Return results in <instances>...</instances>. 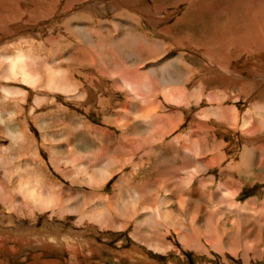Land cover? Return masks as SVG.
Returning <instances> with one entry per match:
<instances>
[{
    "label": "bare ground",
    "instance_id": "obj_1",
    "mask_svg": "<svg viewBox=\"0 0 264 264\" xmlns=\"http://www.w3.org/2000/svg\"><path fill=\"white\" fill-rule=\"evenodd\" d=\"M51 1L54 2L55 0ZM58 1L54 2L56 3L54 5H51L52 3H50L51 6L48 8L45 4H42L39 8H31L30 10L26 7L25 10H20L19 13H29V19H32V21L37 19L41 20L47 16V14H50L48 12L55 9L53 6H57ZM92 1L65 0L63 8L70 10L72 9L71 7H81L86 2V6L82 7V10L90 15L91 11L88 12V10L91 7L89 5ZM100 3L106 5H100ZM136 3L137 0H95L93 10L96 14L100 15L99 19L101 21L108 12L112 13L114 10H118L120 6H125V4L130 7L134 6ZM97 4L99 5L97 6ZM8 6H10L8 5V2H0V22H2L0 26H3L2 31H0V141H2L3 138H6L9 142L8 146H2L0 144V149H4L3 151L6 152V154L0 153V208L1 211H3L2 213L0 212V218L1 220L3 219L1 225L3 224L5 226L9 221L11 222L16 219L28 220L30 224L25 228L27 232L19 235L10 232H8L9 235H3V229L0 228V250L3 249L2 243H4L6 239H13L19 246L18 250L12 248L13 251H19L22 249V246L31 242L35 244L38 241L48 244H53L54 242L61 243L68 248L77 247L74 245L75 239L73 238V234H70L69 236H61L59 239V236H57L59 235L58 231L50 232V230L44 228L33 230L38 216L43 214H47V219L50 221L54 218L65 220L72 216L73 226H80L86 224V221L91 220L101 226L104 224V226H107L108 228L122 230L121 225L118 226V224L112 219L105 216L106 212H102L101 208L98 207L97 203L101 200L99 199V195L97 196L90 191H93L94 189L100 190L105 183L107 184L111 175L117 171L118 168L125 167L127 163H130L131 170L128 173L123 174L122 177H126L128 180H133V175L138 173L142 174L139 176L140 179L145 181L146 179H142L145 176L140 171L144 170V173L147 174L150 172L152 166H154L150 174L152 178L155 177L156 180L153 179L154 182L151 183H156L159 185L158 188H160L164 194H168V196L170 195L169 197L165 196L160 198L161 196L159 194L158 201H154V213L159 216L164 223H171L172 225L177 226L178 229H181L180 231L188 232L183 235L181 234L182 238L190 237L192 234L191 236H194V239L200 240L197 235H199L198 232L201 230L202 234L204 232L205 238L209 241L221 238L224 246L232 252L236 250L237 245H233L231 238H234L235 242H238V244L246 245L248 242L253 243V241H251L252 238L249 236L257 234L264 236V219L261 214L258 215V210L256 211L254 208H251L250 205L248 206V203L241 206L242 204L239 205L237 202L234 204L231 201L229 202L228 200L234 196V192H230L226 184H218L215 191L212 192L214 197H211V194L209 197L207 195V198H211V200L215 199L214 201L218 200V197L220 196L222 199L227 198V201L224 200V202L217 203L219 211L214 208L212 210L204 209L203 206L194 202L193 199L196 195L200 193L201 196L205 195V193H203V183H199L200 185L195 189L188 188L186 184V180H194L200 177L199 175L209 171V163H212L215 168L220 167L221 170H230V168L232 169L236 167L235 171L237 170L238 173L249 176L255 175L256 170L264 168V102L260 101L264 100V85L263 88H261L262 90L257 94L255 93L256 95L250 99L247 109L239 115L240 117L238 116L237 111H235L228 102V100L232 101L239 99L238 95L240 96L243 94L246 96L244 94V91L246 90L245 88H256L258 82H253V80L250 79L251 76H262V74H264V41L260 40V37L264 38V17L258 22L259 25L257 26L258 29H256V33H254L256 27L252 28L253 30L249 28L253 31V37L250 38L249 41H247L248 38L245 34L244 36H240L238 33L236 39L231 43H229L228 40L225 41L224 38H221L219 42L224 40L229 44H221L219 47L223 49H219L217 52L208 49L207 45L204 46V43H196L197 45H192V36L190 35V32L189 35H186L188 37H185L188 38V40H183L181 37L177 41L178 45L177 43L175 45V41H169V48L170 46H175V48L177 46L178 49H181L182 46H184L188 50V47L193 46L192 49L194 50L191 51V53L195 55V57L199 54L209 59L211 64L215 66V69H210L200 60V69L197 68L200 72H196L194 76H197L196 79L189 78V81H192V86L197 88L198 92H195L197 93L195 94L194 91H187L186 83L183 84L182 87H177V84L180 82L179 77L177 76L178 73L176 74V72L171 71V63H173V61L170 60L169 56H162V61L157 63L158 67L156 68L151 67L153 64L148 65V75L150 74L152 77H156L155 79L159 82V99L157 103L155 102L154 108L159 111L168 106L171 111H167V115L164 116L162 129L155 131V127L149 125L151 118L149 115L143 113V111L140 112L138 107L130 106V103L120 105V110L125 113V117L121 118L119 123L122 133L137 137L140 140V143L142 142L144 146L139 150L141 151V158L134 160L133 162L131 159L132 156L128 153L129 155H126L127 158L122 159V163L118 166L114 165V167L111 160L107 157V151H109L107 150L109 149L107 145L105 151H103L104 148L101 145L95 150L90 147L82 149L83 146L81 141L84 135V124L79 125V122L74 121L73 115L69 113L70 111L67 106L73 105L72 108H79V110H83L82 112L85 113L88 112L90 107L93 109L95 108V111L97 112L99 111V106L101 104L97 106L90 104V101H95L90 89L92 87L97 88L99 85L102 87V85H104L103 80L98 77L102 76L106 69H109L110 71V69L113 70L112 67L116 68V66L124 68L127 63L126 58L128 60V57L131 56L124 50V42H127V39L130 43L134 42L135 37L132 35L127 37L122 32V18L120 19L118 15L120 17L124 16V12H122V10L120 11V9L116 12L117 20L114 22V26L119 31L118 36L115 38H108L107 44H104V33L107 30L104 26L97 29L92 28V23L94 22L92 14L91 17L87 16L89 18L87 19L88 23H90L87 29L84 28L85 23L83 25L82 22L79 23V20H77L78 22L74 20L68 22L66 27L69 32V38L64 39L61 33L56 32V28L52 26V30L49 31L46 37L33 33V29L32 31L27 30L30 26L25 30L19 25L14 24V27L9 26V24L13 23V19L15 22V19L18 20L19 16H15V14H13L14 16H11L8 13ZM159 6H161V4ZM44 7H46L47 10ZM210 8H212V6H210ZM156 9L159 14V10L161 9L159 7ZM38 10L42 11L38 13ZM99 10H101V12ZM103 11L106 12L103 13ZM157 12L155 13V16L157 15ZM169 13L170 12L166 14L169 15ZM186 13L189 12L187 11ZM96 14L94 16H96ZM31 15H34L37 18H33ZM258 16L260 17V15ZM184 17L177 19L178 22L176 20L173 25H181V23L184 22ZM156 19H162V17L160 18L156 16ZM164 27L169 31L167 29L164 31L163 29V32H167L165 35L169 36L170 31H172L170 30L172 29L170 28L171 26ZM261 27L263 32L260 31ZM91 29L95 32L91 31ZM234 31L237 32L239 30L235 29ZM226 32H228V30ZM92 35H95L96 37L94 42ZM209 38L210 37H208L207 40H209ZM217 40L218 39H216V42ZM107 45L108 47L111 45L117 50L115 55L119 58L118 62L116 60L111 61V51L108 50V48L107 50L105 49ZM164 45L166 46V44ZM242 45L245 46L244 50L239 49ZM157 47L156 49L159 51ZM189 50L191 49L189 48ZM153 52L154 51H152V53ZM158 54L155 57H150L156 58L160 55ZM182 55L184 56V54H177V58L174 61L177 63L183 62V65L186 66L187 62L185 59L181 58ZM243 56L248 57V59H244ZM151 58L147 57L148 60ZM217 58L223 59L225 63L224 61L222 63L218 62ZM252 66L254 67L252 68ZM157 70L159 71V74L157 73ZM241 71L246 72L247 78L244 77L246 80H239L233 76L231 77L232 73L236 75ZM192 72L193 71L191 70L189 73L191 74ZM87 80L90 81L88 86L84 85V81L87 82ZM146 81L147 80L140 81V84L143 88V92L145 91L149 93V91L152 90L150 89V83ZM114 84H117V79L114 80ZM262 84H264V81ZM120 85L127 91L132 88L136 89L137 86L134 83L132 84L124 80L120 82ZM214 89L218 90L219 93L213 91ZM226 89H229L230 93L227 92ZM153 94L155 95L154 92ZM250 95L253 96L252 94ZM213 102H216L215 107H212L211 105ZM100 110L102 109L100 108ZM66 117H68L67 121L70 123H66V127H63L60 124L66 122ZM186 118H189V121L186 122V126H188L186 127V131L188 130L187 132H191L190 130L195 128L199 131L206 130V132L204 131L206 134H208V132L212 134L211 138L207 140L205 134L203 135L202 133L199 135L197 134L198 132H194L197 137L196 141L198 142V140H200L203 146L201 145V147L198 146L197 148L195 147L196 145L193 146L194 149L196 148L195 152H193L197 157L194 159L196 162L191 165L192 167H187L185 160L182 164H177L179 158L174 155V151L178 144L175 143V140L169 139L167 143H165L167 145L164 153L158 154L155 151L156 149L150 145L154 140H162L167 134L175 131V129L179 128V125H181L179 123H182ZM210 119H212V121H209ZM104 122L109 124L105 119ZM29 125H32V127ZM140 126L143 128H139ZM33 127H36V130H39L40 141L36 138L37 132L31 129ZM223 127L226 128L222 130L224 132L229 131L232 133V131L238 130L239 134H241L240 142H242V151L238 154V157H236L237 160L232 158L233 160L228 161L226 164L224 163L225 158L228 156V153L225 151V147H227L226 142H224L220 136L217 137L215 134L217 130L221 131V128ZM87 128H90L91 131L92 127L88 126ZM125 135L122 137L124 138ZM180 135L181 134L177 137ZM146 136H148V138H146V140L145 138L143 139V137ZM122 137L118 140V145L116 144V141L113 144V152L124 151V153H126L124 150L126 148H123L122 145ZM256 142L259 143L254 146ZM180 148V160L183 161L184 156L189 157V155H191L192 152L190 149L193 150V148L187 147L189 150L185 146H181ZM42 150L46 151V154H48L49 163H51L56 170L61 171L63 177L69 180L70 184H73V182L77 180L78 183L76 185L84 186L85 188L87 186L89 188L88 193H86L85 196H80L78 189L72 188L71 185L68 189H64L56 181L53 182L50 181V179L46 180V177L44 178L42 175V167L40 168V165L45 164L43 158H41ZM58 153H63L65 155L62 154V156L57 157L56 155ZM202 154L208 157L207 161L202 158L200 159ZM31 160L32 162H30ZM241 160L248 163L240 162ZM35 164H39V168L32 169L31 167H34ZM62 164L64 165L63 169L61 168ZM243 164L250 167L254 165L253 170L250 171L248 167L240 170L239 168ZM147 167L148 169L145 170ZM176 172H180L181 175L179 180L176 179L173 181V179L176 178L174 177ZM255 178L261 181L263 177L261 178L257 174L254 179ZM263 180L261 182H264ZM145 183H148V181ZM136 184L138 185L139 183ZM120 186L121 185L118 187ZM138 186L140 187V184ZM146 188L145 193L151 189L150 183L146 184ZM200 189H202V191H198ZM122 190L123 189H120L117 196L111 200V209L108 208L109 212L111 211L117 215L120 213L121 217H123L122 209H119L118 203L122 198L129 197L133 199L135 197L132 189L126 188L125 190ZM85 197H87V201ZM82 198H84L85 201L82 200ZM139 204L140 209L146 211L143 212V215L146 216V219H150L149 211H147L148 207L146 206L148 205V202H146L145 198H142ZM167 205H172V209L168 210L169 208H167ZM150 211L153 212L151 209ZM230 213H234V217L230 216ZM201 214H203V216ZM177 215H180V219L182 217L187 218L190 224L186 226H178L181 222L180 219L177 220ZM214 217H217V219L215 220ZM144 219L143 216L140 222L144 223ZM226 223H229V226H231L230 230L225 228L224 225ZM58 227L60 231H64V224L59 225ZM154 227L156 228V225H154ZM137 229L135 232L136 234L133 233L132 235L135 239L138 237L137 234H139V232L137 233ZM73 230L76 231V229ZM79 231L83 232L84 230ZM142 233L143 232L140 234L142 235ZM156 235L158 236V234ZM138 238H140V236ZM159 239L160 238L157 240ZM139 240L143 242V239ZM164 241L166 242L165 239ZM147 243L150 242L147 240L146 244ZM203 243H205V240ZM151 244L154 245V242ZM157 247H160L159 243H155L154 248ZM161 247L164 249L163 245ZM200 249L203 250L202 248ZM206 250L207 249H205V251Z\"/></svg>",
    "mask_w": 264,
    "mask_h": 264
},
{
    "label": "rangeland",
    "instance_id": "obj_2",
    "mask_svg": "<svg viewBox=\"0 0 264 264\" xmlns=\"http://www.w3.org/2000/svg\"><path fill=\"white\" fill-rule=\"evenodd\" d=\"M3 1L8 2V5H10L8 6L9 8L8 13L11 16H14L13 14H15V16H19L18 20L15 19V22H14V19H13V23L9 24V26L14 27V24L19 25L20 27L22 26L24 30L30 26L27 30L32 31L33 29L32 31L33 33L38 34L39 36H45V37L48 35L49 31L52 30L51 28L55 27L56 32H60L64 39H68L69 32L66 27L67 23L72 20L76 22H78L77 20H79V23L82 22L83 25L85 23L84 28L87 29L89 27L88 25H90V23H88L87 19L89 18L87 16L91 17V14H92L93 15L92 19L94 20V22L92 23L93 24L92 28L97 29L99 27L104 26V28L107 30L105 31L106 34L103 32L104 37H105L104 44H107L108 38H115L118 36L119 31L114 26V22L117 20L116 12L119 9L120 11L122 10V12H124L125 14L124 16L120 17L118 15L120 19L122 18L121 19L122 20V26H121L122 32L127 37L131 35L135 37L134 42L130 43L128 39H127V42H124L125 45L127 44L126 46L124 45V50L125 52H128L131 56L128 57V60L126 58L127 63L125 64L126 66H124V68H119L118 66H116V68L112 67L113 70L110 69V71L109 69L108 70L106 69L107 72L104 71L105 73L103 72V75L98 77L101 80H103L104 85H102V87L99 85V87L97 88L92 87L90 89L92 92L91 94H93V97L95 98V101L93 102L90 101V104H92L93 106H97L101 104L99 106V111L97 112L95 111V108L93 109L92 107H90L88 112L85 113V112H82L83 110L82 111L79 110V108L77 109L72 108L73 105L67 106L70 111L69 113L73 115L74 121L79 122V125L84 124L83 125L84 135L81 141L82 146H83L82 149H85L86 147H90L95 150L99 148L101 145L104 148V149L102 148L103 151H105L107 149L106 148V145H107V147L109 148L107 149L109 150L107 151V157L109 158V160H111L113 166L120 165L122 163L121 160L124 158L126 159L127 158L126 155H129V154L132 156L131 159L133 162L134 160H138L139 158L142 157L140 154L141 151L139 150H141L142 146H144L142 142L140 143V140L137 137L129 136L127 134L125 135L122 133V130L119 127V123H120V119L125 117V113L120 110L121 109L120 105L125 104V103L126 104L130 103V106L138 107V110L140 112L143 111V113L149 115V117H151L149 121V125L152 127H155L154 129L155 131L157 130L159 131V129H162L164 116L167 115L168 113L167 111H171L168 106H166L163 110H159V111L154 108L155 102L157 103L159 99V94H158L159 82L158 80L155 79L156 77H152L150 74L148 75L147 73L148 65L153 64L151 67L156 68L158 67L157 63L162 61L161 60V58H163L162 56H165V55L169 56L170 60L173 61V63H171V67H172L171 71L176 72V74L178 73L177 76L179 77L180 82L179 84H177V87L178 86L182 87V85L186 83L187 91L191 90L192 92L194 91V93L198 91H197V88L192 86V83H191L192 81H189V78H192L194 80L196 79L197 76L196 77L194 76L196 72H200L199 71L200 62L203 61L204 64H206L205 66H208L210 69H215V66L211 64V61L209 59L199 54L196 55L195 57V55L191 53V51L194 50L192 49L193 46L188 47V50L184 46H182L181 49H178L177 46L176 48L175 46H172V47L170 46L169 48V44H170L169 41H175L174 43L176 45L177 41L181 37L183 38V40H186V39L188 40V38H185V37H188L186 35L187 34L189 35V32H190V35L192 36V41L190 40L192 45H197L196 43L198 44L204 43V46L207 45L208 49L214 52H217L219 51V49H223L219 47L221 46V44L224 45V44H229L233 42L237 37V33L240 36H244L245 34V36H247L248 38L247 41H249L250 38L253 37L252 28L256 27L254 30V33H256V29H258L257 26L259 25L258 22H260L261 19L264 17V0H137V3L134 6L128 7L125 4V6L123 5L120 6L118 10H114L112 13H109L107 11L109 14L107 13L106 16L102 18L103 20L100 21L99 19L100 15L96 14V12H94L93 10V4L95 3V0L93 1L91 0L92 3L89 5L91 6L88 10V12L91 11L90 15L86 11L82 10V7L86 6V2L81 7H76V8L71 7L72 9L68 10V9L63 8L65 5V0H61V1L55 0L54 2L58 1L57 2L58 5L53 6L55 9L48 12L50 14H47V16H45L41 20L37 19L35 21H32V19H29L30 18V16L28 15L29 13L25 12L24 14H21L19 13V11L25 10L26 7L28 10H30L31 8H39V6L42 4H45L46 7L48 8L49 6L54 5L56 3L52 2L51 0H0L1 3H3ZM50 3L52 4L50 5ZM160 4L161 6H159ZM98 5L99 4H97V6ZM100 5L105 6L106 4L100 3ZM210 6H212V8H210ZM46 7L44 8L47 10ZM157 7L161 9L159 10L160 11L159 14L156 9ZM41 11L42 10H38V13H40ZM99 11L101 12V10ZM155 11L157 12L156 16L160 18L162 17L163 20L156 19ZM167 11L170 12L169 15L166 14L168 13ZM187 11L189 13H186ZM104 12L106 11H103V13ZM95 14L96 16H94ZM257 14L260 15L261 18ZM31 17L37 18L34 15H31ZM181 17H184V22H182L181 25H178V24L173 25L174 22L177 19H181ZM254 18L256 21L254 20ZM227 22H230V23H227ZM253 22H255L257 25ZM1 24L2 22H0V25ZM164 26H171L170 28L172 29L170 30L172 31H170V35H169L171 38L165 35V33L167 34V32H163V29L164 31L165 29H167ZM2 27L3 26H0V31H2L3 29ZM249 28L252 30H250ZM235 29L239 30L241 33L239 31L237 32L234 31ZM227 30L229 33L226 32ZM91 31H94V30L91 29ZM260 31L263 32L262 27L260 28ZM92 36H93L92 39L94 42L96 37L95 35H92ZM208 37H210L209 40H207ZM221 38H224L225 41L228 40L229 43H226L224 40L222 42L221 41L219 42ZM216 39H218L217 42H216ZM260 40L264 41V38L260 37ZM162 43L166 44V46ZM156 47L158 48L159 51H157ZM107 48L108 50L111 51V55H112L111 61L116 60L118 62L119 58L117 55H115L117 50L114 49V47L111 45L109 47L107 45L105 49L107 50ZM189 48L191 50H189ZM244 48L245 46L242 45L240 46L239 49L244 50ZM152 51L154 52L152 53ZM93 53H94V50H93ZM157 54L159 56L154 58ZM177 54H184V56L182 55L181 58L185 59V61L187 62L186 66L183 65L184 64L183 62L177 63L174 61L177 58L176 57ZM150 56H154V57L151 58ZM147 57L151 59L148 60ZM243 58L248 59V57L246 56H243ZM217 59H218V62L220 63L224 61L221 58H217ZM253 67L254 66H252V68ZM191 70L193 71L191 73L193 75L189 73ZM157 73L159 74V71ZM157 73H156V76H157ZM241 73L243 74V76ZM232 76L239 80L240 79L246 80L245 78H247L245 71H241L240 73H237L236 75L232 73L231 77ZM258 76L255 75V76L250 77V79L253 80V82L254 81L258 82L256 85V88L255 87L253 89H251L250 87L245 88L246 90L244 89L245 90L244 94L246 96L242 94L240 96L238 95L239 99H235L232 101L228 100L229 105L232 106L235 111H237L238 116L241 115L247 109L250 99H252V97H254L257 93H259L260 90H262L261 88H263V85H264L262 84L264 81V74H262V76H259V77ZM115 79H117V84H114ZM123 80L128 81L132 84L133 83L136 84L137 85L136 89L132 88L131 90H128V91L125 90L120 85V82ZM144 80H147L148 83H150V89L152 91H149V93L145 91L143 92V88L140 84V81H144ZM89 84H90L89 80H87V82L84 81V85L88 86ZM213 91L215 92L217 91L219 93V91L216 89H214ZM226 91L229 92V89H226ZM153 92L155 93V95L153 94ZM250 94H252L253 96H251ZM152 98L154 99V101ZM260 101L264 102V100H260ZM152 102L154 103V105ZM216 102H213L211 104L212 107L216 106ZM259 107H262V106H259ZM100 108L102 110H100ZM67 119L68 117H66L65 119L66 122H63L60 125H62L63 127H66V123H70L69 121H67ZM104 119L107 120L109 124H106L104 122ZM187 121H189V118H186L182 123H179L181 125H179V128L175 129V131L171 132L170 134H167V136H165L162 140H156V141L154 140V142L150 143V145L151 147L155 148L156 149L155 151L159 154V153H164L166 151L167 144L165 143H167L169 139L175 140V143L178 144L176 147L177 150L175 149L174 151V155L179 158V159L177 158L178 159L177 164L178 163L182 164L185 160L187 167L189 166L192 167L191 165L195 164L196 162V160H194L197 157L196 155H194L196 148L198 146L201 147V145L203 146L200 140H198V142L196 141L197 137L195 136L196 134L194 132H198L197 134L199 135L202 133L203 135L205 134L207 137V140L211 138L212 134L210 132L206 134L205 133L206 130L199 131V130H196L195 128H192L190 130L191 132H187L188 131V130L186 131L187 129L186 127H188L186 126ZM209 121H212V119H210ZM29 126L32 127V125H29ZM88 126L92 127L91 131H90V128H87ZM139 128H143V127L140 126ZM31 129L37 132L36 138L37 140L40 141L39 130H36V127L35 128L33 127ZM223 129H226V128L225 127L221 128V131L217 130L215 134L217 137L220 136L222 140L226 142L227 147H225V151L228 153L227 154L228 156L225 158V161H224V163L226 164L230 160H233V159L237 160L236 157H238V154H240V152L242 151V142H240L241 134H239L238 130H234L232 131V133H230L229 131L228 132L222 131ZM179 134L181 135L177 137ZM123 135H125L124 138L122 137ZM121 137L123 138L122 145H123V148H126L124 149L126 153H124V151L113 152L112 151L113 144L116 141V144L118 145L117 142L118 140H120ZM144 138L146 140L148 136L143 137V139ZM60 141H63V140H60ZM258 143L259 142H256L254 146H256ZM0 144L2 146L3 145L8 146L9 142L6 138H3V140L0 141ZM180 145L182 147L185 146L186 148L187 147L193 148V150L190 149L193 154L191 153L189 157L184 156L183 161L180 160L181 159L180 158L181 157V152H180L181 146ZM194 145H196L195 149L193 147ZM189 148L187 149L189 150ZM3 150L4 149H0V153L6 154V152ZM62 154L63 153H58L56 156L60 157L62 156ZM186 157H187V160H186ZM41 158H43L44 160L43 162L45 164L40 165V168L42 167L41 168L43 171L42 175L44 176V178L46 177L45 178L46 180L50 179V181H53V182L56 181L64 189H68V187L71 185L72 188L78 189V193L80 196H85V194L88 193L89 188L86 185L85 186L87 189L84 186L76 185L78 183L77 180L75 181L76 183L73 182V184H70V181L63 177L62 172L59 170H56L54 166L51 163H49L48 154H46V151H43V150L41 151ZM201 158L205 159L206 161L208 160L207 159L208 157L204 156L203 154L200 156V159ZM30 162H32V160ZM240 162H243L246 164L248 163L242 160ZM38 165L39 164H35V166L31 168L32 169L39 168ZM209 166H210L209 171H207L204 174L199 175L200 177L194 180H190V181L186 180L187 187L192 188V189L198 188V186L200 185L199 183H203L202 185V187L204 186L203 193H205L206 196L205 195L201 196L200 195L201 193L196 195L195 198L193 199L196 204L203 206L204 209L212 210L214 208L215 210L217 209V211H219L218 209L219 206L217 203L224 202V200L227 201V198L222 199V197L220 196L218 197L219 198L218 200L214 201L215 199L211 200V198H207V195L208 197L211 195H212L211 197H214L212 192L215 191L218 184L223 183L227 185V188L228 190H230V192H234V196L228 200L229 202L231 201L233 204L237 202L239 205L242 204L241 206H244L248 203V206L250 205V207L254 208L256 211L258 210L257 211V213L259 212L258 215L261 214L262 218L264 219V182H261L264 179V168H260V170H256L255 172V175L258 174L261 178L263 177L261 181H259V179H256V178L254 179L255 175L249 176V175H243L242 173H238L237 170L235 171L236 167L232 169L230 168V170L224 169L225 170L224 171V170H221L220 167H217V168L213 167L212 163H209ZM253 166L254 165L250 167V166H245V164H243L240 166L239 169L242 170L248 167V169L252 171ZM153 167L154 166H152L150 172L147 174L144 173V170L142 171L139 170L145 176L144 178H142L143 180L146 179L145 181H142L140 179L139 176H141L142 174H138L137 172H135L137 174H134L136 176L133 175L134 177L133 180H128V178L122 177L123 174H126L131 170L130 163H127L125 167L118 168V170L115 171L111 175L109 179L110 181L108 180L107 184L105 183L104 186L100 190L94 189L93 191H90L92 193H95V195L97 196L99 195L100 197L99 199L101 200H99L100 202L97 203L98 207L101 208L102 212L104 213L106 212L105 216H108L110 219H112L115 223L118 224V226L121 225L122 230L108 228L107 226H104V224H102L101 226L100 224L95 223L91 220L86 221L87 226L86 224H82L80 226H75V225L73 226L72 216H70L69 218L65 220L54 218L52 221H50L47 219V216H46L47 214L39 215L35 222V227L33 230H36L37 228L38 229L44 228L46 230H50V232L58 231L59 235L57 236H59V239L61 236H69L70 234H73L74 235L73 238L75 239L74 245L77 247L68 248L61 243L54 242L53 244H48V243H43V242L41 243L38 241L35 244L31 242V243H28L27 245L22 246V249L19 251H13L12 248L13 249L15 248V250H18L19 246L15 243L13 239H8V240L6 239V241L2 243L3 249L0 250V264H264V236H261L258 234H257L258 236L257 235L249 236L250 238H252L251 241H253V243H250L247 241L248 243L246 245L238 244V242L237 243L235 242L234 238H231V242H233V245L235 246L237 245V246H236L235 251L230 252L222 243L221 238L212 239V241H209L205 238L204 232H203L204 235L202 234L201 230L200 232H198V234L201 237L197 235V237L200 240L194 239L195 237L191 236L192 234L190 235V237L188 236V237L182 238L181 234L183 235L188 232L180 231L181 229H178L177 226H174L171 223H168V224L164 223V221L154 213V208H155L154 201L156 202L158 201L159 194L161 196L160 198L165 197V196L169 197L170 195L168 196V194H164L163 191L160 188H158L159 185H157L156 183H151V182H154V180H156V178L155 177L152 178L150 174L151 171L153 170ZM61 168L62 169L64 168L63 164L61 165ZM147 169L148 167L145 168V170ZM180 175H181L180 172H176V175L174 176L176 178L173 179V181H175L176 179L179 180ZM146 181L150 183V188H151L149 191H147V193H145L146 192L145 189H147L146 184H148V183H145ZM136 183H139L140 187L138 186L139 184L137 185ZM119 185H121L120 186L121 188L118 187ZM126 188L132 189L135 197L133 199L129 197L122 198L121 201L118 203L119 209L120 210L122 209L121 211H122V216L124 217L123 218L121 217L120 213L117 215L111 211L109 212L108 208L112 206L110 205L111 200H113L117 196L118 192H120L119 190L120 189L125 190ZM153 190L155 193L153 192ZM198 191H202V189ZM85 198L87 201V197ZM142 198H145L146 202H148L149 206L148 205L146 206L148 207L147 211H149L150 219H146V216L143 215L144 214L143 212H146V211H143L140 209L139 203L141 202ZM82 200L85 201L84 198H82ZM167 206H168L167 208H169L168 210L172 209V205H167ZM122 207L125 209H123ZM150 209L153 212H151ZM0 212L1 213L3 212L1 211V208H0ZM201 215L203 216V214ZM143 216L145 218L144 223L140 222ZM230 216L234 217V213H230ZM214 218L215 220L217 219V217H214ZM179 219H180V215H177V220ZM2 220L0 218V228L3 229L2 230L3 235H9L8 232L13 233V234L16 233L17 235L25 233L27 232L25 228H27L28 225L30 224L28 220H17L16 219L11 222L9 221L8 224H6V226L3 224L2 226L1 225ZM180 222L181 223H179L178 226H186L190 224L187 218L185 217H182L180 219ZM62 224H64L65 226V228H63L64 231H60L58 229L59 228L58 226ZM154 225H156V228L154 227ZM224 226L227 230L231 229V226H229V223H226ZM2 227H6V228H2ZM73 229H76V231ZM136 229H137V233L139 232L137 236L138 237L140 236V238L137 237L135 239L132 235L133 233L136 232ZM79 230H84V231L82 232ZM233 231H234V228H233ZM60 232L61 233L63 232V233L61 234ZM141 232H143L142 235L140 234ZM77 233L80 235H78ZM156 234H158L159 237ZM158 238L160 239L157 240ZM163 238L166 240V242L164 241ZM139 239H143V242ZM254 239L256 242L254 241ZM147 240L150 243L146 244ZM204 240H205V243H203ZM144 241H145V244H144ZM161 241H162V244H161ZM153 242H154V245L151 244ZM155 243L156 244L159 243L160 247L154 248ZM162 245L164 246V249H162L163 248L161 247ZM240 247H243V248H240ZM200 248H202L203 250H201ZM205 249L207 250L205 251ZM142 256H145V257H142Z\"/></svg>",
    "mask_w": 264,
    "mask_h": 264
}]
</instances>
